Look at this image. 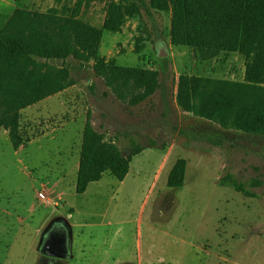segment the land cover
Masks as SVG:
<instances>
[{"label": "rangeland", "instance_id": "374dc122", "mask_svg": "<svg viewBox=\"0 0 264 264\" xmlns=\"http://www.w3.org/2000/svg\"><path fill=\"white\" fill-rule=\"evenodd\" d=\"M108 1L80 0L78 16L101 25ZM230 1L241 11L243 0ZM197 3L210 14L228 7L226 0ZM76 5L0 0V24L16 7L70 15ZM169 26V12L149 7L119 31H103L99 53L107 60L159 72V88L138 103L96 75L93 59L68 57L75 83L20 110L18 147L0 127V264H46L39 247L55 219L68 221L71 253L53 264H264V133L222 127L183 111L175 97L179 73L241 80L243 59L229 42L226 54L193 62L187 47L171 44ZM137 35L143 57L133 50ZM87 111L105 139L142 148L123 180L105 171L78 193ZM178 158L186 161L184 176L171 187Z\"/></svg>", "mask_w": 264, "mask_h": 264}, {"label": "trees", "instance_id": "16d2710c", "mask_svg": "<svg viewBox=\"0 0 264 264\" xmlns=\"http://www.w3.org/2000/svg\"><path fill=\"white\" fill-rule=\"evenodd\" d=\"M80 0L70 15L16 7L0 24V127L9 130L14 147L19 137L20 110L75 83L66 58L93 59V71L119 94L130 91L132 103L151 95L160 86L154 68L116 64L99 53L104 30L117 32L126 18L142 8L170 13L169 37L189 49L193 62L204 55L226 54L229 42L243 59L241 80L205 76L188 70L176 79L175 97L183 111L246 132L264 133V0H244L240 27L226 25L193 0H109L101 25L78 16ZM231 28V29H230ZM232 33L236 37L232 38ZM144 40V39H143ZM142 37L135 38L134 52L143 57ZM57 59L60 64L51 63ZM195 68V65H194ZM122 153L113 140L94 128L86 112L78 158L75 190L83 193L105 171L123 180L132 155L141 146ZM186 161L173 164L168 185L180 186Z\"/></svg>", "mask_w": 264, "mask_h": 264}, {"label": "water", "instance_id": "95a60500", "mask_svg": "<svg viewBox=\"0 0 264 264\" xmlns=\"http://www.w3.org/2000/svg\"><path fill=\"white\" fill-rule=\"evenodd\" d=\"M158 54L160 56H164L166 54L165 51L163 50H160L158 52ZM132 151V147L131 146H122L120 147V151L122 153H125V151ZM69 240H70V237H69V233L68 231L65 232L64 235L60 236V238H58L54 243H47V244H44L42 242V244L40 245L39 247V251L46 255V256H53V257H59V258H67L69 257V252H70V249H69Z\"/></svg>", "mask_w": 264, "mask_h": 264}, {"label": "crops", "instance_id": "0c3cea01", "mask_svg": "<svg viewBox=\"0 0 264 264\" xmlns=\"http://www.w3.org/2000/svg\"><path fill=\"white\" fill-rule=\"evenodd\" d=\"M198 6L201 7V5L199 3H197L198 0H193ZM227 1V4L226 6L228 7H224L222 8H219L218 10H214V11H211L212 14L218 18L221 22L225 23L226 25H235L236 27H240V24H241V19H242V10H243V4H244V0L241 4L238 5L239 8H241V11L239 9H236V7H232L231 5V1L230 0H226ZM202 8V7H201ZM203 10H205L206 12H208V10L202 8ZM56 215H61V219L63 218V214H56ZM60 217V216H59ZM58 218V217H57ZM55 220H58V219H55ZM53 220V221H55ZM66 224L68 223L67 219H62ZM51 221V222H53ZM71 253V251H70ZM59 258V257H58ZM130 261L133 262V258L130 257L129 258Z\"/></svg>", "mask_w": 264, "mask_h": 264}, {"label": "flooded vegetation", "instance_id": "af4514ba", "mask_svg": "<svg viewBox=\"0 0 264 264\" xmlns=\"http://www.w3.org/2000/svg\"><path fill=\"white\" fill-rule=\"evenodd\" d=\"M68 229L63 223L62 220L58 219L50 223L49 227L43 233L42 242L44 244H51L54 243L60 236L64 235ZM41 242V244H42ZM70 243V240H69ZM46 256V255H45ZM48 258L45 259L46 264H53L58 257L47 256ZM54 260V261H53Z\"/></svg>", "mask_w": 264, "mask_h": 264}, {"label": "built area", "instance_id": "2783aa9c", "mask_svg": "<svg viewBox=\"0 0 264 264\" xmlns=\"http://www.w3.org/2000/svg\"><path fill=\"white\" fill-rule=\"evenodd\" d=\"M60 205H61V207H63L65 205V203H61ZM66 216L67 217H71V212L70 211H67L66 212Z\"/></svg>", "mask_w": 264, "mask_h": 264}]
</instances>
